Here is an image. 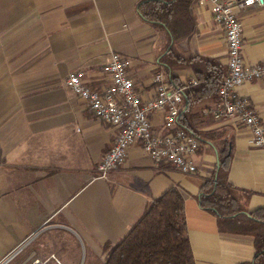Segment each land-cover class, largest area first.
<instances>
[{
    "label": "crops",
    "instance_id": "1",
    "mask_svg": "<svg viewBox=\"0 0 264 264\" xmlns=\"http://www.w3.org/2000/svg\"><path fill=\"white\" fill-rule=\"evenodd\" d=\"M141 1L0 0V259L18 248L10 264H103L104 246L119 242L147 205L172 187L183 197L194 264L253 259V237L220 231L197 201L216 167L218 143L226 140L227 182L245 195L247 212L264 209V147L252 146L235 118L203 114L215 108L216 98L188 113L194 131L218 135L201 141L191 157L194 174L156 164L133 143L117 170L97 177L116 130L92 116L66 79L82 73L89 88L100 90L109 82L110 55L118 53L140 98L153 97L168 35L140 18ZM190 12L195 33L177 45L178 52L226 67L225 35L211 4L195 0ZM236 14L244 63L264 62V7ZM171 74L182 85L195 79L185 67ZM235 92L264 122V80L245 82ZM185 108L182 102L181 113ZM150 123L152 132L164 133L162 114L150 115Z\"/></svg>",
    "mask_w": 264,
    "mask_h": 264
},
{
    "label": "trees",
    "instance_id": "2",
    "mask_svg": "<svg viewBox=\"0 0 264 264\" xmlns=\"http://www.w3.org/2000/svg\"><path fill=\"white\" fill-rule=\"evenodd\" d=\"M194 1L142 0L136 11L142 20L158 26L168 35L166 51L159 61L168 83L173 87L184 86L171 74L175 67L189 68L198 82L183 91L186 109L178 116L177 125L200 145L201 141L215 139L218 135L194 131L188 113L193 105L216 98L226 67L204 57H185L177 50L181 41L188 40L195 33V22L190 12ZM218 144L217 164L211 177L200 188L198 204L216 218L220 231L253 237L254 257L240 264H264V209L246 211L243 204L245 195L227 182L231 158L229 143L221 140ZM183 202L175 187L153 199L119 242L104 246L103 264H194Z\"/></svg>",
    "mask_w": 264,
    "mask_h": 264
},
{
    "label": "built area",
    "instance_id": "3",
    "mask_svg": "<svg viewBox=\"0 0 264 264\" xmlns=\"http://www.w3.org/2000/svg\"><path fill=\"white\" fill-rule=\"evenodd\" d=\"M211 4L213 21L222 27L227 49L226 73L216 95V106L208 113L214 119L235 118L250 133L249 143L264 147V122L261 121L250 102L238 96L236 87L251 81L264 80V62L245 64L242 57V24L237 10L264 7V0H197ZM126 61L112 53L105 66L109 82L100 90L89 88L82 73L70 74L66 87L82 100L92 116L116 130L112 147L97 167V177L104 179L123 163L129 146L139 143L156 164H167L182 174H194L192 163L199 142L190 133L178 128L183 91L198 84L196 79L183 87L171 86L162 71L153 75L154 95L142 100L133 81L126 72ZM160 113L164 119V133L152 132L150 115ZM18 248L0 259V264H10Z\"/></svg>",
    "mask_w": 264,
    "mask_h": 264
},
{
    "label": "water",
    "instance_id": "4",
    "mask_svg": "<svg viewBox=\"0 0 264 264\" xmlns=\"http://www.w3.org/2000/svg\"><path fill=\"white\" fill-rule=\"evenodd\" d=\"M186 109V108H185Z\"/></svg>",
    "mask_w": 264,
    "mask_h": 264
}]
</instances>
